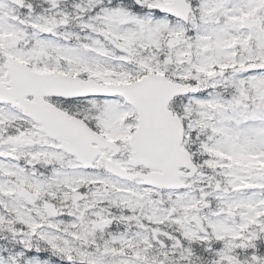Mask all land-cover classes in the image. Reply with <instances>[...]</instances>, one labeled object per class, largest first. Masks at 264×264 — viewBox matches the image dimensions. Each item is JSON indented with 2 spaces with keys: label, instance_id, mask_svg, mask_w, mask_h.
<instances>
[{
  "label": "flooded vegetation",
  "instance_id": "1",
  "mask_svg": "<svg viewBox=\"0 0 264 264\" xmlns=\"http://www.w3.org/2000/svg\"><path fill=\"white\" fill-rule=\"evenodd\" d=\"M73 1L87 4L91 14L95 10L105 13L109 7L106 0H99L97 7L91 0ZM219 1L220 10L230 9L228 13L232 15L231 49L233 56L230 57V61L219 56L212 63L214 64L212 68L205 67L207 70L211 69V73L199 72L194 77H189L187 82L198 83L200 89L183 96L181 100L184 106L182 108L171 106L184 123L185 147L190 151L193 159L200 161L203 167L206 166L204 161L237 157L228 153L231 148L229 151L223 149L232 141L228 134L236 133L235 138L239 139L238 133H242L244 128H258L264 125V0ZM64 4L69 5L68 2ZM192 4L195 7L198 3L194 0ZM209 42H211L210 39ZM255 45L257 49H254ZM253 65H256V68L238 70L243 66ZM207 100L214 101L209 105L212 113L206 111ZM75 107L79 108V111L75 112L77 116L90 121L92 127L101 126L95 119L90 118L89 113H93L92 109H81L78 105ZM68 112L74 114L70 110ZM118 124L121 126L120 129L110 137L121 144V151L119 153L108 151L111 157L122 156L127 161L130 148L127 149L125 145H129L132 134L136 130L137 115L131 114L127 118L118 120ZM103 128L105 129V126H101L100 130L107 132ZM260 135H264V131H260ZM14 137H19V135ZM24 143L25 141L14 148ZM28 147L35 150L40 146L33 144ZM59 153L62 156V151L59 150ZM49 165L55 168L62 164L54 160L49 162ZM247 165L251 176L244 187L257 192L259 211L255 208L251 209L252 216L246 230L239 233L217 232L216 228L209 225L207 216L199 215V211L197 220L193 222L176 220L175 208L172 205L174 190L157 189L145 185L142 180L136 181L145 188L146 198L144 200L117 201L105 199V194H103L94 202L90 200L92 194L84 190V199L77 205L84 203L86 198L89 200L88 206H85V213L92 219L94 231H102L108 244L116 248L120 247L124 260L131 264H142L143 254L153 256L150 260L153 264H264V178L258 177L257 180H251L252 176L264 175V156L252 157ZM42 169L43 167H38V170ZM94 170L98 173L104 172V169L100 167ZM131 171L146 172L149 170L140 166L132 168ZM202 171L209 174L212 168H202ZM97 187L101 191V185ZM206 188L205 183L199 185L201 190ZM104 193H109V190L105 189ZM169 193L170 200L168 199ZM53 195L54 199L51 198L49 201L55 203L62 212L56 191ZM34 196L35 204H27L30 212L32 208L38 209L33 212L34 219L41 221L47 218L48 221H53L47 216L46 201L40 195L34 194ZM90 208H93L92 213L88 211ZM73 209L79 210V208ZM197 210H201V207H197ZM102 221L104 223H101ZM100 225L103 227H99ZM190 225L198 232H190ZM31 228L36 231L37 224ZM27 232L33 237L38 234L33 233L30 228ZM113 236L118 238V243L114 241ZM96 238L100 237L96 236ZM189 243L190 246L194 244L200 246V252L195 258L186 254L185 247L189 246ZM176 245L179 249L178 254H174Z\"/></svg>",
  "mask_w": 264,
  "mask_h": 264
},
{
  "label": "rangeland",
  "instance_id": "2",
  "mask_svg": "<svg viewBox=\"0 0 264 264\" xmlns=\"http://www.w3.org/2000/svg\"><path fill=\"white\" fill-rule=\"evenodd\" d=\"M36 2L37 0H32ZM30 0V6L31 2ZM40 5L50 4L51 10L48 13L37 12L36 14H31L29 18L30 26H22L17 22L18 15L11 11L13 6L5 0H0V13H3V17L0 16V61L1 57L7 52H12L17 56H29L25 53L24 46L15 48L12 46L10 39L7 38L9 34H22L23 32H28L26 48L30 50L31 55H35V51L40 52L42 55L41 59L46 60L42 65V68L46 69H56L60 68L66 72L74 71H84L85 67L90 68L97 72L99 76L103 77L104 80L114 81V82H126L132 79H138L146 74L148 71H154L158 73L171 72L173 73V78L176 76L186 77V74L190 71L195 72L204 71L206 65L213 60L217 59L219 56L230 57L232 50L230 45L231 23L232 15L230 9H224L228 14H223L218 10L215 4L218 0H206L203 7L197 6L194 11V25L196 21L198 22L199 15H202V21L204 25L197 29L195 32L196 40H190L186 44L170 49L168 47V40L171 36L181 34L186 36V28L176 21L169 19L167 16L159 14L155 10V0H135L141 6L142 11L137 14H131L128 9L111 7L103 13V16L98 13H93L90 15L89 19L77 18L78 11L81 10L82 13L89 11V7L82 5L81 2H75L74 11L70 12L64 9L60 5V0H39ZM97 2V0H93ZM52 5H58L56 9ZM14 13V20L5 17L7 14ZM207 13V14H206ZM124 18H128V22H124ZM74 20V24L80 27L83 34L79 36L85 39L95 40L106 44L110 43L111 49L108 52L109 60L99 59V57L93 58L89 53L79 52L78 49L71 45L61 43L56 40L60 35L67 38L71 37V33L68 31V24L66 22H71ZM63 22L67 26H63ZM199 23V22H198ZM71 24V23H70ZM90 32V33H89ZM75 33L72 37H75ZM205 36L213 38V44L209 45ZM71 37V38H72ZM189 39V38H188ZM84 48L92 47L89 43L83 45ZM205 47V52L202 50ZM114 48V50H113ZM255 48H257L255 46ZM172 56L174 63L167 65L165 60L168 56ZM187 55L195 56L194 65H189L186 61ZM35 58H38L35 55ZM1 66V65H0ZM0 76L3 75L2 70H0ZM6 81V78H0ZM92 105V108L100 111L101 116L104 120H117L119 119L120 113V101L117 99H110L102 102H93L88 100ZM18 122V126L21 127V121H24L19 115V112L13 111L9 107L0 104V204H2V209L0 208V224H9L12 221L10 217L7 216L6 211L11 210L24 219L26 216H30L26 213L24 205L18 195L17 188H21L23 185L30 184L35 187L40 193H49L50 189L53 192L56 187V191L60 193L62 198L66 199L64 205H72V191L79 189L82 186L88 187L91 180L96 177L93 174L86 173L85 171L76 168V163L72 160L64 158L63 168L60 173L55 176L57 181H54V177H35L32 176V167L26 166L25 164H20L19 162L12 160L8 157L11 154L9 151V145L2 136V132L5 131L8 122ZM28 131L30 129H27ZM251 137L246 133L244 141H250ZM255 145L250 149L251 151H264V143L259 140L255 141ZM257 145V146H256ZM259 147V148H258ZM228 172L218 173L217 179L224 178L222 184L225 187L230 188L231 185L235 186L241 184L247 177L245 169H233ZM93 182V181H92ZM108 184L112 190L117 188H126L122 193L129 192L127 197H122V193H117L113 195V199L118 200H130L133 199L131 191H136L138 187H122L118 181H108ZM232 186V188H233ZM225 187L220 190H213L205 194H200V196H193L192 191L190 192V197L188 199H176L175 206L178 207L179 217L182 219L189 218V215L194 211V208L203 203L205 199H215L218 203L216 207L211 209L206 206V210L211 214L214 219L209 222L212 227H218L217 232L222 233L226 230L228 231H238L239 228H246L247 221L250 219V214L248 207L244 208V211L240 214L236 211L239 203L248 206L250 198L246 195H240L238 197H233L224 191ZM93 189V188H91ZM95 191V189H93ZM50 193V194H53ZM178 194V193H177ZM176 194V195H177ZM178 197V195L176 196ZM96 200V199H94ZM200 204V205H201ZM205 206L204 204H202ZM5 207V208H3ZM220 210L224 213L219 215ZM189 212V215L186 212ZM228 211H232L236 215H240V225L235 226L236 222L232 225H227L226 216L231 217V214H227ZM239 220V219H238ZM64 222V221H63ZM62 222V223H63ZM238 222V221H237ZM67 223V222H65ZM68 226L72 224L70 221L67 223ZM11 226V225H9ZM230 226L231 230L225 229V227ZM72 230V227L70 228ZM89 229V228H88ZM190 232L196 233L193 228L189 229ZM17 232V229L15 230ZM44 237L47 241L52 242L54 246L59 249V253L54 256L63 257L66 259V264H124L123 259H119L121 263L110 262L107 259V250H92L88 252L74 251L72 250V241L70 237H66L57 231L45 228L43 230ZM91 238L92 235H89ZM33 247V246H32ZM106 248V244L103 246ZM8 248H3L2 253H8L7 256L0 255V264H11L12 261L20 257L21 264H62L52 261V255H48L45 260L39 257L28 256L26 252L10 253ZM89 253V254H87ZM53 256V257H54ZM85 260L86 262H83ZM47 262V263H46Z\"/></svg>",
  "mask_w": 264,
  "mask_h": 264
},
{
  "label": "water",
  "instance_id": "3",
  "mask_svg": "<svg viewBox=\"0 0 264 264\" xmlns=\"http://www.w3.org/2000/svg\"><path fill=\"white\" fill-rule=\"evenodd\" d=\"M17 1V0H15ZM185 0H175L172 3H164L162 1H158L159 7L163 11H167L172 14H178V16L187 19L189 12V4L184 3ZM16 42V41H15ZM15 72H18L17 70ZM14 75V73H12ZM24 77H23V76ZM22 76V77H21ZM75 77H62V79H45V78H37L32 75H25L17 73L11 79V86L7 91L0 90V99L1 96L4 97L9 94V98L12 99L20 98L22 99L26 94H34L35 102H33V106L30 108L34 111H41L42 109V96L47 93L49 89H54L57 94L70 96L74 93V89L78 86V80L74 79ZM94 81L88 82L86 84L91 85ZM105 87H110L116 91L113 93H122L126 96L130 97V100L140 106V111L142 113V127L143 128H154V124L152 120L154 117L152 116L155 113L162 112V108L154 109L151 105H163V96H167L164 99V105L167 104L168 100L174 94L180 92H186L187 86H183L181 84H175L166 79L165 76H156L149 74V76L145 77L144 80L132 83L129 85H107ZM175 129H177L178 122L175 120ZM179 126V125H178ZM78 141L76 138L70 136V140L72 143H78L79 140H82L84 135L81 132H78ZM176 144V143H175ZM133 146L136 148V154L139 157H144L145 160L148 161L150 166L153 167H163L166 168L168 165L175 163L174 168L176 170L177 165L180 164L181 160L177 152H175L174 156L169 157H154L151 153H146V151L152 152V143L151 142H139L135 141ZM109 167L112 170H117L118 166L111 163ZM119 172V171H117ZM159 177L150 175L151 181L156 183L155 178ZM162 178H167V175L161 176ZM175 178H178V175L175 174Z\"/></svg>",
  "mask_w": 264,
  "mask_h": 264
}]
</instances>
